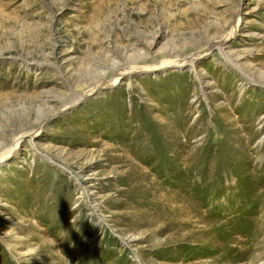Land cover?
Instances as JSON below:
<instances>
[{
    "label": "rangeland",
    "instance_id": "rangeland-1",
    "mask_svg": "<svg viewBox=\"0 0 264 264\" xmlns=\"http://www.w3.org/2000/svg\"><path fill=\"white\" fill-rule=\"evenodd\" d=\"M0 264H264V0H0Z\"/></svg>",
    "mask_w": 264,
    "mask_h": 264
},
{
    "label": "bare ground",
    "instance_id": "bare-ground-1",
    "mask_svg": "<svg viewBox=\"0 0 264 264\" xmlns=\"http://www.w3.org/2000/svg\"><path fill=\"white\" fill-rule=\"evenodd\" d=\"M238 23V22H237ZM237 27H238V24H237V26L234 28V30H233V32L232 33H230L229 34V36L227 37V38H220L219 40H215L214 42H212V41H210L204 48H202L201 50L202 51H208V50H210L213 46H215V45H217V47H219L221 50L223 49V46L227 43V39L230 37V36H232L233 35V33L237 30ZM200 52V51H199ZM203 53V52H202ZM195 54V55H194ZM194 54H192V55H190V56H186V57H183V58H173V59H164L163 61H161V62H158V63H156V64H153V65H151V66H139L140 67V69H157V68H160V67H163L164 68V66H167V65H182V64H184V62L185 63H187V62H190L191 63V65H192V67H193V64H194V61L197 59V54L198 53H194ZM148 65V64H147ZM157 66V67H156ZM139 67H137V66H134V67H131L130 69H128V70H126L125 72L124 71H121V72H119V74L120 75H118L119 77H121L122 75L121 74H123V73H129V72H131V70L133 69V70H135V72L137 71L136 69L138 68L139 69ZM118 79L119 78H116L115 79V81L113 82V83H116L117 81H118ZM98 86H101V85H98ZM32 134H33V132H32ZM20 141V138H18L17 139V143ZM128 152H126V151H124L123 153H121L120 155H118V156H116V157H118V159H116V160H120L123 164H121V166L122 167H127V166H129L130 165V162L132 163V161H134V159H135V156H130V155H128L127 154ZM7 153H5L4 155H2L1 157H3V156H5ZM136 163H138V162H136L135 161V164ZM133 165V164H132ZM138 166V165H137ZM128 168V167H127ZM128 171V170H127Z\"/></svg>",
    "mask_w": 264,
    "mask_h": 264
}]
</instances>
